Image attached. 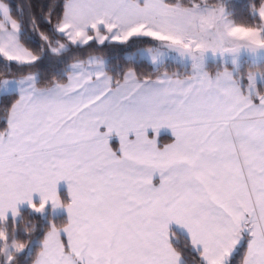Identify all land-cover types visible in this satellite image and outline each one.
<instances>
[{"label": "snow or ice", "instance_id": "snow-or-ice-1", "mask_svg": "<svg viewBox=\"0 0 264 264\" xmlns=\"http://www.w3.org/2000/svg\"><path fill=\"white\" fill-rule=\"evenodd\" d=\"M28 8L0 0V264H264V0Z\"/></svg>", "mask_w": 264, "mask_h": 264}, {"label": "trees", "instance_id": "trees-1", "mask_svg": "<svg viewBox=\"0 0 264 264\" xmlns=\"http://www.w3.org/2000/svg\"><path fill=\"white\" fill-rule=\"evenodd\" d=\"M233 4L236 5H243L246 0H231ZM10 3L14 9L16 8H23L25 12L29 11L28 5L31 4V11L37 15L41 14V10L47 11V8L50 4L54 3V0H10ZM132 51V49H122V48H104V49H97L95 52L89 51H81L78 53L79 56L82 58H87L89 54L94 55H104L110 62L112 63H119L121 65L126 64V52ZM139 70L141 71H149V65L147 63L141 64L138 66ZM169 70H176V65L172 64L169 65ZM162 144H166L171 142V137L163 136ZM116 147V143H113ZM60 197L62 200L67 202L69 200V196L66 192H61ZM24 216L27 219H31L37 225V232L36 237H42L43 230L47 228L49 221H53L57 224L66 222L67 217L65 215L61 216H53L52 214H47L46 216H39L34 213H31L27 208L23 209ZM31 251V250H30ZM28 253H25L23 257H21V264H28L27 260Z\"/></svg>", "mask_w": 264, "mask_h": 264}, {"label": "crops", "instance_id": "crops-1", "mask_svg": "<svg viewBox=\"0 0 264 264\" xmlns=\"http://www.w3.org/2000/svg\"><path fill=\"white\" fill-rule=\"evenodd\" d=\"M104 130H105L104 128H101V131H104ZM147 134H148L149 138H153L154 136H156L157 141H158V146H160V147H163L164 146V144H162V139H161L163 136H169V137H171V141L174 139V137L171 134V130L170 129H167V128H162L159 131V134L158 135L155 132H153L152 129H148ZM113 143H116V147L114 146ZM110 144H111V146L114 149H118V147H119V139H118V137L115 136V135H112L111 138H110ZM58 191H59V194L61 192H66L67 195L69 196L66 182H63L62 181V182L59 183V185H58ZM69 199H70V196H69ZM49 213L52 214L53 216L65 215L67 217L66 211L64 209H62V208L61 209H56V210H52L51 208H49L44 215L49 214Z\"/></svg>", "mask_w": 264, "mask_h": 264}, {"label": "rangeland", "instance_id": "rangeland-1", "mask_svg": "<svg viewBox=\"0 0 264 264\" xmlns=\"http://www.w3.org/2000/svg\"><path fill=\"white\" fill-rule=\"evenodd\" d=\"M48 213V212H47ZM47 215V214H46ZM46 215H43V216H46Z\"/></svg>", "mask_w": 264, "mask_h": 264}]
</instances>
